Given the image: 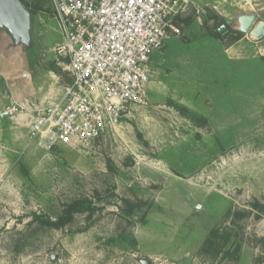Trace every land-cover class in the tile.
Masks as SVG:
<instances>
[{"label": "rangeland", "instance_id": "374dc122", "mask_svg": "<svg viewBox=\"0 0 264 264\" xmlns=\"http://www.w3.org/2000/svg\"><path fill=\"white\" fill-rule=\"evenodd\" d=\"M23 1L34 13L26 67L61 87L51 0ZM260 22L264 0H193L152 55L148 105L128 107L87 153L46 148L17 115L1 118L0 264H264ZM12 42L0 50L21 48ZM81 199L92 208L64 226L35 219Z\"/></svg>", "mask_w": 264, "mask_h": 264}, {"label": "built area", "instance_id": "2783aa9c", "mask_svg": "<svg viewBox=\"0 0 264 264\" xmlns=\"http://www.w3.org/2000/svg\"><path fill=\"white\" fill-rule=\"evenodd\" d=\"M193 0H51L60 40L53 50L69 80L39 101L12 102L1 116L25 112L28 134L50 148L91 151L130 106L148 105L152 55L174 34Z\"/></svg>", "mask_w": 264, "mask_h": 264}, {"label": "crops", "instance_id": "0c3cea01", "mask_svg": "<svg viewBox=\"0 0 264 264\" xmlns=\"http://www.w3.org/2000/svg\"><path fill=\"white\" fill-rule=\"evenodd\" d=\"M0 40L2 44L7 45L6 42H10V37L0 31ZM3 50L5 51L0 50V113L12 102L39 101L59 90L60 84H58L57 79L50 83L43 73L41 77L39 76L40 78L31 74L30 67H26L27 56L23 49L19 48L17 51L7 52V47H5ZM50 70L56 74L55 69L51 68ZM3 79H8L7 85L3 86L4 88H2ZM6 117L9 116H1L0 120ZM28 117L27 113L22 112L17 114L14 119H16V123L19 122L24 127L27 138L38 143V138L29 137Z\"/></svg>", "mask_w": 264, "mask_h": 264}, {"label": "water", "instance_id": "95a60500", "mask_svg": "<svg viewBox=\"0 0 264 264\" xmlns=\"http://www.w3.org/2000/svg\"><path fill=\"white\" fill-rule=\"evenodd\" d=\"M252 18L244 17L242 29L247 31ZM251 32L261 37L264 33V22L258 23ZM33 14L25 7L21 0H0V31H6L12 39L13 46H20L26 54L32 49L31 36ZM223 25L219 27V31ZM140 264H150L148 259H141Z\"/></svg>", "mask_w": 264, "mask_h": 264}, {"label": "trees", "instance_id": "16d2710c", "mask_svg": "<svg viewBox=\"0 0 264 264\" xmlns=\"http://www.w3.org/2000/svg\"><path fill=\"white\" fill-rule=\"evenodd\" d=\"M23 4L27 9H29L28 5L23 1ZM29 11L33 13L31 9ZM221 32V31H220ZM223 32V31H222ZM241 36V33L239 31H234L232 38L233 39H238ZM55 66V64L53 65ZM54 69L61 73V69L57 66L54 67ZM92 207L90 205V202L86 199H81V200H75L69 204L66 205V207L63 209L62 213L55 219V220H44L38 215H35V219H40L42 223H45L47 225L55 226V227H61L70 222L73 218V214L76 212H82L86 210H90Z\"/></svg>", "mask_w": 264, "mask_h": 264}, {"label": "bare ground", "instance_id": "6f19581e", "mask_svg": "<svg viewBox=\"0 0 264 264\" xmlns=\"http://www.w3.org/2000/svg\"><path fill=\"white\" fill-rule=\"evenodd\" d=\"M259 24H256V26L255 27H257ZM250 34V33H249ZM252 35L253 36H256V34L254 33V32H252Z\"/></svg>", "mask_w": 264, "mask_h": 264}, {"label": "flooded vegetation", "instance_id": "af4514ba", "mask_svg": "<svg viewBox=\"0 0 264 264\" xmlns=\"http://www.w3.org/2000/svg\"><path fill=\"white\" fill-rule=\"evenodd\" d=\"M221 27V26H220ZM224 27V26H223Z\"/></svg>", "mask_w": 264, "mask_h": 264}]
</instances>
